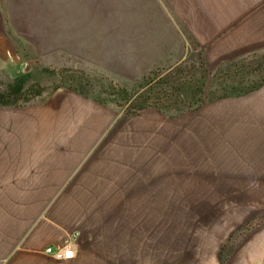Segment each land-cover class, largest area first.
Returning <instances> with one entry per match:
<instances>
[{
	"label": "rangeland",
	"instance_id": "obj_1",
	"mask_svg": "<svg viewBox=\"0 0 264 264\" xmlns=\"http://www.w3.org/2000/svg\"><path fill=\"white\" fill-rule=\"evenodd\" d=\"M117 1L0 0V88L29 75L44 89L0 107V158L48 148L57 167L114 171L115 196L83 199L70 264H264V49L226 52L249 15L264 21V0ZM164 49L184 54L164 61ZM125 158L137 179L123 196ZM73 184L0 197V255L11 218L58 206Z\"/></svg>",
	"mask_w": 264,
	"mask_h": 264
},
{
	"label": "crops",
	"instance_id": "obj_2",
	"mask_svg": "<svg viewBox=\"0 0 264 264\" xmlns=\"http://www.w3.org/2000/svg\"><path fill=\"white\" fill-rule=\"evenodd\" d=\"M141 3V0H130L125 2L124 5L137 6ZM144 3L148 4L150 2L146 0ZM247 19L251 23L248 22L246 29L242 25L237 33L231 32L230 35H226V52H230L231 55L264 49V21L260 22L255 17V14L249 15ZM67 32L68 30L64 34L65 37L68 34ZM88 33V30L83 31V29L69 32V34L76 37L75 41L78 42L88 37ZM183 54L176 50L164 49V61L169 59L179 60ZM41 150L43 152L41 155L45 156L43 158H31L29 160L26 158H0V197L13 199L19 197L24 199L57 197L56 181L62 182V180L69 179L74 184L65 189L62 197L67 199L59 203L58 206L51 207L49 204L44 207L41 201H36L33 204V208L37 209H33L31 217L27 216L22 220L11 218L7 222L8 227H4L5 230H1L7 240H4L5 242L2 245L4 248L7 247L4 252L16 249L20 253L15 255L14 253L12 255L8 254L9 252L3 253L0 255V261H10L12 264H36L34 261L39 262V264L44 262L49 264L73 263L77 258L57 262L45 254V249L49 247L56 249L67 244H71L76 249L75 246L80 244L77 236L82 223L81 217L84 205L86 207L85 211H83V218L86 219L90 214L88 202L86 204L83 199L112 197L116 194L115 186L104 184L106 183L105 176L112 175L114 172L109 169L107 164L104 163L105 165L99 167L95 164L88 165L82 170H72V168H66V166L61 168L55 164L52 165L51 162L53 161H50L51 158L48 157V148ZM124 162V165H127L124 170H127L128 178H130V180L124 181H130L131 187L129 186L130 184L123 186L125 191L123 196L130 194L132 188L136 186L137 179V161L134 160L130 164V159L125 158ZM66 173L71 175L61 179V176L66 175ZM72 174H75V176L71 178ZM117 181L119 182V180ZM40 182H44L42 186ZM35 192H40V194L36 195ZM24 202L27 203V201ZM78 215L81 216L79 217Z\"/></svg>",
	"mask_w": 264,
	"mask_h": 264
},
{
	"label": "trees",
	"instance_id": "obj_3",
	"mask_svg": "<svg viewBox=\"0 0 264 264\" xmlns=\"http://www.w3.org/2000/svg\"><path fill=\"white\" fill-rule=\"evenodd\" d=\"M29 81V75H21L8 84L5 90L0 88V107H20L40 97L44 89L38 85L29 87ZM137 105L136 109H133L135 114L150 106V103L144 97H141Z\"/></svg>",
	"mask_w": 264,
	"mask_h": 264
},
{
	"label": "built area",
	"instance_id": "obj_4",
	"mask_svg": "<svg viewBox=\"0 0 264 264\" xmlns=\"http://www.w3.org/2000/svg\"><path fill=\"white\" fill-rule=\"evenodd\" d=\"M45 254L57 262H63L75 259L76 249L71 244H67L56 249L49 247L45 249Z\"/></svg>",
	"mask_w": 264,
	"mask_h": 264
}]
</instances>
